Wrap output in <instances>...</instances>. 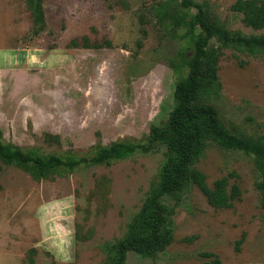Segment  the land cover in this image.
Instances as JSON below:
<instances>
[{
    "label": "rangeland",
    "instance_id": "1",
    "mask_svg": "<svg viewBox=\"0 0 264 264\" xmlns=\"http://www.w3.org/2000/svg\"><path fill=\"white\" fill-rule=\"evenodd\" d=\"M196 1L232 34L263 32L232 9L236 0ZM165 2L177 8L181 0H43L46 27L36 35L27 0H0L2 140L63 157H91L97 145L120 140L146 142L151 126L166 123L174 107L172 61L185 44L184 29L158 20L155 9ZM84 36L104 46L70 45ZM209 50L219 54L221 91L199 103L214 106L232 133L264 141V52L219 37ZM165 151L160 145L110 165L57 169L40 180L0 160V264H109L106 247L126 234L157 186ZM196 167L210 186L227 176L230 186H240L241 199L216 208L195 185L179 200L168 197L172 243L155 257L129 252L126 264H210L215 257L218 264H264L254 156L210 144Z\"/></svg>",
    "mask_w": 264,
    "mask_h": 264
},
{
    "label": "trees",
    "instance_id": "2",
    "mask_svg": "<svg viewBox=\"0 0 264 264\" xmlns=\"http://www.w3.org/2000/svg\"><path fill=\"white\" fill-rule=\"evenodd\" d=\"M27 4L33 16V32L40 34L46 27L43 0H27ZM192 7L197 8L194 14L189 11ZM232 9L242 14L247 26L263 32L232 34L225 27L210 21L204 7L196 0H181L177 8L165 2L155 9L158 20L165 27L185 30L182 35L185 44L172 61L177 76L174 107L166 123L151 126L146 142L120 140L109 145H97L91 157L44 155L4 142L0 126V160L30 172L38 180L47 178L57 169L72 171L83 164L110 165L138 151L150 152L160 145L165 146V162L160 170L159 182L128 223L126 234L114 245H107L109 264H126L129 252H136L144 258L155 257L172 243L174 207L167 204L168 197L179 200L182 191L195 185L216 208H229L241 199L240 186L236 183L230 186L227 176L215 180L210 186L205 173L196 167L210 144L254 156L261 171L257 187L264 204V141L232 133L220 120L214 106L199 103L206 96L218 95L221 91L219 54L209 50L214 37H219L225 45L252 54L264 52V0H236ZM106 44L111 43L106 41ZM70 45L86 48L104 46L101 43L91 44L86 36L74 38ZM2 171L0 163V175ZM204 256H214V253L205 252ZM219 262L220 259L215 257L210 264Z\"/></svg>",
    "mask_w": 264,
    "mask_h": 264
}]
</instances>
